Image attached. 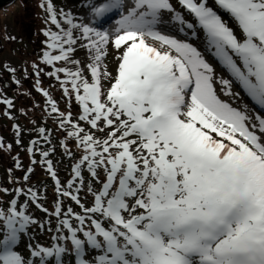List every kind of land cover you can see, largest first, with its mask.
I'll return each mask as SVG.
<instances>
[{"label": "snow or ice", "instance_id": "snow-or-ice-1", "mask_svg": "<svg viewBox=\"0 0 264 264\" xmlns=\"http://www.w3.org/2000/svg\"><path fill=\"white\" fill-rule=\"evenodd\" d=\"M178 4L187 15L172 0L90 4L93 17L118 11L114 33L75 22L70 12L56 9L54 0L41 5L58 29L44 32L43 62L53 69L47 75L60 82L69 101L74 96L81 109L78 120L61 111L49 91L38 90L67 133L61 141L65 153L73 155L71 139L82 154L66 185L49 158L55 148L32 160L55 182L51 211L38 189H0L14 196L0 207V264H68L69 258L74 264H264V113L253 115L247 104L222 100L217 84L224 96H239L232 80H217L192 43L158 27L167 15L185 36L186 30L193 36L202 30L214 55L264 108V0ZM110 44L118 53L115 76L105 63ZM77 48L89 59H75ZM32 67L39 78L43 69ZM0 103L14 106L7 98ZM45 133L41 127L39 134L50 144ZM37 144L32 141L29 148L33 155ZM29 178L26 174L23 180ZM84 190L92 197L90 205L82 200ZM62 198L81 211L65 208ZM30 205L57 223L53 229L47 221L54 243L34 245L29 239L26 258L17 245L33 226L46 227L29 212Z\"/></svg>", "mask_w": 264, "mask_h": 264}, {"label": "rangeland", "instance_id": "rangeland-1", "mask_svg": "<svg viewBox=\"0 0 264 264\" xmlns=\"http://www.w3.org/2000/svg\"><path fill=\"white\" fill-rule=\"evenodd\" d=\"M94 2V0H54V6L58 11L63 10L64 12H70L77 23H91L95 27H100L103 30H108L114 33V30L117 27L116 21L120 19L118 11H113L102 18L93 17L88 6ZM130 2L131 0H126V3L129 5ZM172 2L178 11L184 12L178 5L177 0H172ZM43 4H45V0H16L11 5L5 7V9H0V100L7 98L11 100L14 105L12 108H8L6 104L0 103V139H2L5 144V148L0 149V189L7 188L10 193L15 188L27 189L24 184L26 181L23 180L22 174H24L25 170L28 168L26 165H30V161L33 157L41 152L36 151L34 152L35 155H33V153L32 155L31 153L25 155V145L23 142L17 143L16 141L18 139L23 140L26 136L21 135V137H19V135H17V127L20 129V132L21 130L35 129L38 127H43L49 131L51 130V132L48 133L46 131L45 135H47L52 142L49 144L43 138V151L55 148V151L53 152L54 155H50L49 158L52 159L54 168L58 173V178L63 184L66 185V183L72 179V172L70 173V171H66V168L68 167H66L65 164H73L77 161L74 157L73 160L71 158L66 159L63 155L65 152L64 148H58L61 147L60 141L66 140L67 133L65 130L59 128L57 114L50 112L47 98L38 89L44 88L49 91L52 98L57 101L58 107L61 111H65L66 113L71 111L74 122L78 120L81 109L76 104L74 96L73 99L69 101L68 98L63 95L60 82L58 85H51L47 80L46 82L49 84V87H45L46 85L41 81L37 83V80H40L41 75L38 78L32 67L33 64H38L39 67L43 69V72L46 71L45 66L42 64V54L44 51L48 50L46 43L48 37L44 35V32L49 29L53 31L58 30L55 25L51 24L49 14L46 12L45 7H41ZM126 13L127 8H125V14ZM220 14L226 20L230 21V17L224 13L223 10H220ZM59 18L63 19V17ZM162 19L164 20V23L158 27L165 34L174 35L179 39L187 40V42L192 43L193 46L202 53L205 60L211 64L217 80L220 78L232 80L233 91L239 93V96H224L220 91L219 84H217V91L222 100L233 103V106L238 107H243L247 104L253 115L263 113L259 108L255 107V102L244 92L239 83L231 76L229 70L214 55V49L208 45L207 38L203 32L198 31L196 36H193L190 30H186L188 31V35L185 36L177 30V27L173 23L168 21L167 15L162 16ZM187 19L190 22H193L191 17L187 16ZM107 21L110 22L104 26ZM65 27H67V25H65ZM75 34L78 36L79 32H76ZM117 55L118 53L110 44L105 63L107 64L108 71H110L113 76L117 74L119 64V61L116 59ZM74 58L81 61L89 59L86 56V50L82 48H77V51L74 53ZM57 66L74 67L70 64L65 65L63 62H57ZM9 69H15V72H11L10 75H8L7 71ZM85 74L90 76V73H88L87 70ZM61 75L63 78V74ZM17 80L20 81L19 84L16 83ZM80 124L86 128V131L88 130L89 126H87L85 122L81 121ZM101 134L103 133H99L98 135H100V138H103L104 134ZM70 141L74 142L73 140L68 139L67 143ZM9 144L12 145L11 149L7 148V145ZM77 152L80 157L82 150L77 149L76 152H73V155L76 156ZM17 162L20 163L21 167L18 168L16 166ZM62 166L65 167V169H63ZM32 168L34 171L29 179L30 182L33 180L34 173L37 174V177L35 179L36 183L34 187L33 185L31 187L39 190L42 202L51 211L54 208L53 192L55 182L47 173L46 168L41 166V164H32ZM85 175L86 177L88 176L87 174ZM44 176H47L49 185L52 186V193H47L49 192L47 190L49 185L47 186V182L43 181V178H45ZM66 176L67 178H65ZM96 187H99V185ZM80 195L82 200L87 201L88 205L91 204L92 197L90 194L86 193V190L82 191ZM13 198V195L5 194L0 191V200L5 202L0 205V207L6 208L7 202ZM19 199L23 201L25 197L21 196ZM62 199L65 208L71 206L75 211H81L74 201L68 203L66 201L67 198ZM29 212L40 223L45 224L46 227L45 229H41L38 226H33L30 229V234L24 236L21 243L17 245L16 250L26 258L29 256V249L27 248L29 239H31L34 245L38 243L44 246H51L54 243L51 237L55 235V232L47 231V221L51 219V226L53 229H55L57 223L55 217H49L46 213L34 206L30 205ZM68 264H74V260L69 258Z\"/></svg>", "mask_w": 264, "mask_h": 264}, {"label": "trees", "instance_id": "trees-1", "mask_svg": "<svg viewBox=\"0 0 264 264\" xmlns=\"http://www.w3.org/2000/svg\"><path fill=\"white\" fill-rule=\"evenodd\" d=\"M95 1V3H99V2H102L103 0H94ZM2 9H5V8H2ZM42 64H43V66H45V72H43V77H42V73H41V77H40V79H42L43 80V84H45L46 86L45 87H49V84L46 82L47 80L49 81V83H51V85H54V84H57L58 85V83H59V81H57V80H55V78H53V77H49L48 75H47V73L49 72V71H52L53 69H52V66L51 65H46V64H44V62H42ZM61 77H62V75H61ZM49 89V88H48ZM81 112V111H80ZM48 133V132H47ZM99 133H97V136H100V135H98ZM101 135H103V134H101ZM61 140V139H60ZM62 141H64V140H62ZM52 142V141H51ZM61 142V141H60ZM70 144V145H69ZM60 146V145H59ZM68 146H69V148H70V150H71V152L73 151V152H76L77 151V149H80V148H77L76 147V145H75V143L74 142H72V141H70V142H68ZM59 149H62V148H64L62 145H61V147H58ZM65 150V149H64ZM82 150V149H81ZM72 152V153H73ZM32 154V153H31ZM50 155H54V153H52V154H50ZM63 155H64V157L66 158V159H68V158H71L72 160H73V157L74 158H76L77 159V161H78V158H79V153L77 152V154H76V156H74V155H72L71 157L70 156H68L65 152L63 153ZM63 157V158H64ZM76 161V162H77ZM74 164L75 163H73V164H65V166L66 167H68V168H66L67 170V172L68 171H70V173L72 172V168H73V166H74ZM24 165V164H23ZM33 165H37V164H33ZM28 168H27V170L29 169V168H31V169H33L32 168V165H26ZM63 167V166H62ZM69 167H70V170H69ZM63 169H65V167H63ZM33 171H34V169H33ZM32 171V172H33ZM66 171H64V172H66ZM32 172H31V174H32ZM36 177H37V174H35L34 173V175H33V180H31V182H30V180L29 181H26V183H24L25 185H26V188H29V187H31L32 185H33V187H34V185H35V183H36ZM45 178H43V181L44 182H47V186L49 185V182H48V178H47V176H44ZM65 178H67V176L65 177ZM30 179V178H29ZM86 179H90L88 176L86 177ZM43 184H45V183H43ZM95 186H97V185H95ZM44 188V187H43ZM49 192H47V193H52V186L51 185H49L48 186V189H47ZM43 195H44V193H43ZM45 197H46V195H44ZM68 203H71V200H70V198H67V200H66Z\"/></svg>", "mask_w": 264, "mask_h": 264}, {"label": "flooded vegetation", "instance_id": "flooded-vegetation-1", "mask_svg": "<svg viewBox=\"0 0 264 264\" xmlns=\"http://www.w3.org/2000/svg\"><path fill=\"white\" fill-rule=\"evenodd\" d=\"M42 77H43V72H42ZM39 81H41L43 83V80L40 79ZM39 127L38 128H35V129H25V130H21V132L19 133V137H21V135H25L26 137L23 139L25 141H23L22 139H18L20 140V142L25 145V155H28L30 154L31 152H29V148L32 147V141H37L38 144H37V147H36V151H43V137L39 134ZM47 132H51V130H46ZM51 154L53 152H50ZM32 155V154H31ZM33 159H36L37 161L41 160L42 157L40 156V153L38 155H36L35 157H33ZM32 159V160H33ZM32 160L30 161V165H32ZM32 163V164H31ZM42 166V165H41ZM29 175V177L31 178V173L29 174L27 172V170H25L24 174H22V178L25 176V175Z\"/></svg>", "mask_w": 264, "mask_h": 264}, {"label": "water", "instance_id": "water-1", "mask_svg": "<svg viewBox=\"0 0 264 264\" xmlns=\"http://www.w3.org/2000/svg\"><path fill=\"white\" fill-rule=\"evenodd\" d=\"M16 0H0V9L5 8L15 2ZM11 71H7V74L10 75ZM7 86V85H6Z\"/></svg>", "mask_w": 264, "mask_h": 264}, {"label": "bare ground", "instance_id": "bare-ground-1", "mask_svg": "<svg viewBox=\"0 0 264 264\" xmlns=\"http://www.w3.org/2000/svg\"><path fill=\"white\" fill-rule=\"evenodd\" d=\"M110 22V21H109ZM108 21L107 22H105V24L104 23H102V24H104V26H106L107 25V23H109ZM101 24V23H100Z\"/></svg>", "mask_w": 264, "mask_h": 264}, {"label": "clouds", "instance_id": "clouds-1", "mask_svg": "<svg viewBox=\"0 0 264 264\" xmlns=\"http://www.w3.org/2000/svg\"><path fill=\"white\" fill-rule=\"evenodd\" d=\"M11 5V4H10Z\"/></svg>", "mask_w": 264, "mask_h": 264}]
</instances>
